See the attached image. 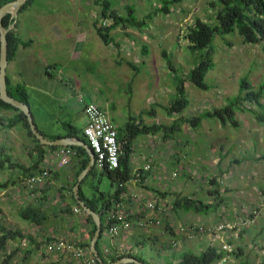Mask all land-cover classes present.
Listing matches in <instances>:
<instances>
[{
	"label": "crops",
	"instance_id": "crops-1",
	"mask_svg": "<svg viewBox=\"0 0 264 264\" xmlns=\"http://www.w3.org/2000/svg\"><path fill=\"white\" fill-rule=\"evenodd\" d=\"M98 8H89L81 5L65 8L28 4L17 15L11 14L14 19V25L10 29L13 30L14 36L21 42L18 43L15 53L8 60L6 66L8 87L12 91L15 90L17 85L25 87L26 103L29 105L36 127L49 139L67 136L70 128L77 129L81 133L86 124L83 108L87 102H94L102 108L112 123L113 120L117 119L121 126H114L117 130L120 129L121 133H123L128 120L133 117L136 118V121L140 120L145 124L157 123V103L152 106L139 107L137 104H132L124 99L123 102L118 96L120 92L117 78L122 77L131 83L134 82L133 78H136V88L139 83L141 85L144 83L140 67L145 63L146 55L148 54L143 52L144 46L147 45L146 35L148 34H143L140 31L141 38H137L134 37V29L136 27H122L119 25L109 32V35L113 37V41L103 42L98 34V28L100 25H107L111 21L110 19L102 22L95 20L94 14L97 12L102 13L103 6L100 10ZM145 27H148V24ZM140 43L141 47L138 46ZM138 49H140V52L135 55L134 51ZM127 71H129V74H127ZM76 97L79 103H83L79 107L78 102L70 103L71 98L75 99ZM250 114L253 116L252 113ZM16 115V110L0 107V145L6 148L14 163H19L31 169L35 166L38 148L33 138L27 134L20 123L8 124V120L16 117ZM170 117L172 118V116ZM211 119L213 118L203 119L195 129L196 132L201 133L200 136L205 137V140L197 136L192 141L195 146L193 147L192 145V148L190 147L192 154L196 157L197 165L206 170L210 165L219 164L230 153V149L227 148L226 151H220L218 157L214 154L211 156V153L203 154L201 149L204 146H202L201 141L204 140L205 147L209 148L207 145L210 137L209 133L212 129L210 125ZM212 122H214L212 124L218 123V127L228 126L229 124L226 123L224 125L217 119ZM49 136H55V138ZM135 138L130 145L128 162L132 177L124 184L119 201L125 210L131 212H136L143 207L147 200L153 198L168 201L172 207L174 197L171 198L172 196L165 192L168 188L166 183H162L160 180L162 177L159 172H166L172 164L182 167L180 159L182 153L177 148L181 147L180 143L173 145L175 148L172 152L166 153L164 151V154L161 155L155 150L151 151L149 144H144L145 141L138 144L134 143ZM222 139V146L225 147L228 138L225 136ZM255 139L252 137L251 145H247L248 149L251 147L250 154H248L247 150H244L239 154L240 156H237L238 158L228 157V164H235L240 172L238 185L236 188H231L230 192L236 191L237 199L242 201L251 198L248 201H243L245 205L252 204L254 201L261 205L264 201V184L252 180L245 181V179L249 180L251 176H244L247 173H253L252 177H254L255 173L250 168H258L255 162L260 159H257V157L264 155L261 150L254 148L257 144ZM258 141H262L261 136L258 137ZM41 145L44 147V158L43 161L33 168V171L38 169L45 160L55 161L57 158L56 154L61 149H52L44 144ZM142 146L144 149H141ZM168 154L171 160L168 159L166 161L165 157ZM161 157H164V159ZM209 157H212V159H209ZM76 159H73L68 166L62 169L53 170L52 175L46 181V185L42 187L41 191L37 192H29L25 187L19 185L21 180L25 178L21 167L15 165L12 168L3 169V171L9 173L10 179L19 180L14 184L19 190V197L16 202L18 204L17 208L33 206L41 211L43 216L41 220L43 222L42 224H37V227L38 229L43 226L46 228L42 232L43 236L41 235L43 241L47 235L57 233L55 237L60 236L57 226H53L55 224L58 225L59 223L56 222L60 220L66 222L65 229L62 228L64 226L60 227L64 238L77 241V243H85L89 240V224L85 220L83 212H74L73 208L77 202L70 198L69 190L71 188L73 193L75 176L80 165ZM252 160L254 164L247 166V163ZM146 163L150 164L148 172L142 169ZM259 165H261L260 162ZM219 170L225 176L228 169L219 168ZM175 171L176 169H172L171 172ZM113 190L114 187L110 184V188L104 192H113ZM84 194L92 197V194L89 195L85 192ZM230 194L232 193H228V195ZM223 195L225 196L224 201L226 202L227 200L226 205L229 210L224 212L221 205L220 208L218 207L214 210L216 211L215 218L210 213H203L205 215L201 217L200 213L196 218L190 219L192 221H180V217L176 215L178 211L175 214L173 209L170 211L169 217L174 225L190 223L205 226L217 225L213 223L218 220L243 218L238 211H235L237 209L234 208V204L230 203L232 198L230 197V199L226 193H223ZM261 207L264 209V206L261 205ZM230 208H233V213L230 212ZM219 209L221 210L220 212ZM242 211H245V209ZM223 213L226 215H223ZM258 216L256 215L255 219ZM224 232L225 230L214 234H198L192 239H187L180 232L169 233L163 227H151L145 230L134 225L130 230L114 236L112 240H109L104 234L99 240V244L103 248L105 244L110 243L112 249L115 250L114 252L125 253L126 255L127 253L137 254L146 260H151L152 258L147 259L144 257L142 250H154L157 254V257H155L157 264H172L176 261L173 258L174 254H179L188 249L198 253L209 245L221 248L224 243ZM236 233H238L237 230L234 237H236ZM34 237L37 238L36 236ZM171 239L177 241V244L172 245ZM189 240L192 242L190 245L186 244ZM166 242L168 247H165ZM89 245L88 247L90 248ZM59 255L63 256V254ZM53 256L51 258L52 261H55V264H67L65 262L66 256H58L57 258H55L57 254ZM227 257L229 261L231 257L228 255ZM71 264H78V262L73 260Z\"/></svg>",
	"mask_w": 264,
	"mask_h": 264
},
{
	"label": "rangeland",
	"instance_id": "rangeland-1",
	"mask_svg": "<svg viewBox=\"0 0 264 264\" xmlns=\"http://www.w3.org/2000/svg\"><path fill=\"white\" fill-rule=\"evenodd\" d=\"M105 1L111 4L110 12L111 10H115L116 13L120 15H127V6H132L134 8L133 15L136 16L137 19H143L148 24V27L134 29V37L141 38L140 31L143 34H148L146 35L148 45V50L146 51L148 54H145L146 61L140 67L144 83L143 85L139 83L136 88V78H133V83L124 80L122 77L117 78L120 92L118 93L119 98H121L123 102L125 100L132 104L135 103V105L137 104L139 107L152 106L154 103H157V124L163 123L172 125L174 122L178 123V126H176L178 130H174L175 132L172 133V135L176 134L175 136L163 139L161 133L155 135L140 134L135 138L134 143L138 144L145 141L144 144L148 143L151 151L155 150L161 155L164 154V151L166 153L172 152L175 148L173 145L175 143H180L181 147L177 148L179 152L182 153V158L180 157L182 167H178L177 164H172L168 167L166 172L163 170V172H159L162 177L160 180L162 183H166L168 188L165 192L170 194V196H172L171 198L175 196H188L192 199H201L204 203L215 204L218 199L214 198V195L210 192L211 189L215 188V185L210 183V179L213 177L216 179L219 185L218 188L222 194L226 193L229 198H232H230V203L234 204V208L237 209L235 211H238L243 219L248 217L253 218L254 215H259L256 219L254 216L255 221L247 226L240 228H224L225 235L223 233V241L224 243L231 244L233 249L235 248L237 250V247H241L242 249L240 258L231 255L228 264H238L239 260L242 258L246 259L249 264H262L264 261V209L261 205L256 203L257 201L245 205L243 201H248V199L250 200L251 198L242 201L241 199H237L238 195L236 191L230 192L231 188L237 187L240 172L235 164H228V157L238 158L237 156H240L239 154L244 150H247L248 154H250L251 147L248 149L247 145H251L250 142H252V137L254 139L256 138L255 141L257 142L254 148L264 153V120H258L247 111L236 112V125L228 124V126L218 127V123L212 124L214 123L212 121L215 119H211L210 125L212 129L209 133L210 137L207 145L209 148H206L204 145L205 143L203 141L205 137L200 136L201 133L196 132V128H192V126L184 120L192 118L204 111L213 110L214 108L227 104L229 99L237 94L239 82L242 78L246 79V88L249 87L250 89L251 87L252 90H258L259 86L264 83V42L244 43L236 31L226 34L223 38L216 36L213 42V67L205 75V81L209 85V88L202 90L193 86L192 83L185 78L187 72L196 62L194 53L188 48L189 42L186 33L188 31V26L191 25L196 18L211 23L214 21L215 10L210 5L211 0H180L172 3L169 6L168 12L157 10V8L161 7L162 0H31L29 5L37 4L38 6H57L65 8L81 5L89 8L99 7L98 9L100 10ZM148 13L152 15L151 18L145 17ZM94 15V19L97 21L100 20L102 22L104 20H109L104 19L102 13L97 12ZM138 46L141 47V43L138 44ZM163 51L166 52L165 56L162 53ZM138 52H140V49L134 51V54L136 55ZM167 55L170 58L171 66L167 64ZM127 74H129V71H127ZM179 77L185 79L184 88L188 104L181 113H175L172 115V118H169L164 108L168 106L170 100L176 93V84ZM260 100L264 105V92ZM77 102V97L75 99L71 98L70 100L71 104ZM81 104L83 103L78 102V107L81 106ZM248 105L258 112H264V106L259 107L252 102L248 103ZM113 123L115 126H121V123L117 119L113 120ZM79 125H81V123H79ZM197 136L200 139L204 138V140L201 141L202 146H204V148L201 149L203 154L211 153V156L214 154L218 157L220 151H226L228 148L230 149L229 155L226 153L228 157H225L217 165H210L207 170L198 166L195 160L196 157L192 154L190 149L193 145L192 141ZM225 136L228 138V141L225 147H223L222 138ZM259 136H261L262 141H258ZM194 146L195 144L193 147ZM141 149H144L143 146ZM168 156L169 154L165 157L166 161L168 159L171 160ZM161 158L164 159V157ZM209 159H212V157H209ZM257 159H260L258 162H255L258 168H250V170L255 173L254 177H252L253 173H247V175L244 176L248 177L250 175L251 178L249 180L245 179V181L252 180L264 184V155L257 157ZM259 162L261 165H259ZM252 164H254L253 160L249 161L247 166ZM219 168L228 169L225 176L220 172ZM172 169H176L178 172L177 176L172 175ZM10 178L8 172L0 170V181L10 180ZM96 178L89 176L83 182L82 188L85 193L90 195L94 192L92 185H96L101 191H107L110 188V180L106 175H102L99 181ZM18 192V188H16L12 182L9 183L6 189L0 190V230L2 227L19 230L23 234H28L30 238L32 236L34 241H30L28 238L9 239L5 247L0 248V264H55V261H52L51 258L54 254L42 253L40 248L41 245L46 242L48 236L49 240H53L57 233L47 235L46 239L43 241L41 235L43 236L42 232L46 228L43 226L38 229L37 224L34 225V223L27 222L19 216L18 204L16 203L19 197ZM228 193L232 194L228 195ZM226 203L227 200L226 202L220 201L219 203V208L222 205L224 212L229 210ZM232 209L233 208H230L231 213L234 212ZM243 209H245V211H242ZM220 211L219 209V212ZM254 211L255 213H253ZM243 212L245 213L243 214ZM207 213H210L213 218L216 216V211L214 210H210ZM205 214L201 213L200 215L199 212L193 210L185 212L179 209L176 215L180 217V221H192L190 219H194L199 215L204 217ZM223 215L226 214L223 213ZM237 219L238 218H236V220ZM230 221L235 220H218L213 224ZM56 223L59 224L53 226H57L59 235L63 236L62 228L65 229L66 222L60 220ZM236 230L238 233H236V237H234ZM88 239L91 238L88 236ZM187 243L190 245L192 242L189 240L186 244ZM166 244L168 243H165V247H168ZM142 255L147 259L152 258L148 261L152 264H157L155 259L157 254L154 250L143 249ZM58 256H66L65 262L67 264H71L73 260L76 261L75 259H70L68 255H57L55 258ZM76 262H78V264H83L78 260Z\"/></svg>",
	"mask_w": 264,
	"mask_h": 264
},
{
	"label": "trees",
	"instance_id": "trees-1",
	"mask_svg": "<svg viewBox=\"0 0 264 264\" xmlns=\"http://www.w3.org/2000/svg\"><path fill=\"white\" fill-rule=\"evenodd\" d=\"M12 0H0V6L6 2ZM180 0H162V4L160 8H157L158 11L161 12H168L169 6L172 3L178 2ZM31 0H27L25 4L21 6L19 11L23 10ZM210 5L215 10L214 12V21L208 22L204 21L200 18L194 19L191 25L188 26V31L186 33V37L188 39L189 45L188 48L194 53V57L196 59L195 65L187 72L185 75L186 80L192 83L193 86L198 87L202 90H206L209 88V85L205 81L206 73L213 67V53H214V46L213 42L216 36L219 38H223L226 34L230 32L236 31L238 35L241 37L244 43H259L264 42V0H211ZM111 4L108 1L103 3L102 8V17L104 19H110V23L107 25H100L98 28V34L103 40V42L108 43L113 41V37L109 35V32L116 28L117 26L121 25L122 27L125 26H132L136 28H141L147 26V22L143 19H137L136 16L133 15L134 8L132 6H127V15H120L117 14L115 10H111ZM146 18H151V14H147ZM13 17L11 13H6L2 17V24L5 27H8L13 22ZM21 41L14 36L13 30L10 29L7 32V56L8 60L12 58L13 54L15 53L18 43ZM148 46L145 45L143 48V52H147ZM163 55H166V52H162ZM166 61L169 66L170 58L168 55L166 56ZM184 81L183 77H179L176 84V93L174 97L170 100L168 106H165V110L168 116H172L175 113H181L184 107L188 104V100L185 96V88H184ZM7 83V90L8 93L15 99L20 100L22 102H27L26 96V89L24 86L17 85L15 90H9L8 87V78L6 77ZM247 82L245 78H242L239 82L238 92L232 98L229 99L228 103L220 106L218 108H214L213 110L204 111L192 118L186 119V123H189L192 128H197L201 121L205 118H213L220 121L222 124L229 123L231 125H236V118L235 114L237 111H248L253 114L258 120H264V112L254 110L252 107L248 105V103H254L259 107H263L264 105L261 102V97L264 92V83H262L258 90H252L249 87L246 88ZM0 107L11 108L17 111L16 117L9 119L8 124L14 125L20 123L24 129L26 130L27 134L33 138L36 143L37 150V159L34 163L37 166L44 158V151L43 146L39 142V140L34 136L32 133L29 122L26 118V115L20 111L15 106L3 101L0 99ZM136 118L133 117L125 125L123 133L120 132V129L117 130L118 137L121 139H127V143L124 146V153L119 158V165L114 170H110L107 167L98 168L97 165H93V167L89 170L85 178L81 181L79 185V195L85 201V203L97 212L101 217V232L99 238L96 242V248L99 251L100 256L102 257L104 263L97 264H110L123 256H126L125 253H116L114 250L111 249L108 254L104 253L100 244L99 240L104 235L106 230L107 224L105 222V213L107 209H109L114 202L119 201V196L122 190L124 189V184L132 177L130 173V168L128 165L129 162V153H130V145L132 140L140 134H151L155 135L157 133H161L163 139L172 136L174 130H178L177 122L172 123V125L167 124H145L142 121H136ZM66 127V126H65ZM70 127V126H68ZM181 130V129H180ZM45 135V134H44ZM46 136V135H45ZM67 136H75L79 137L83 140H86L83 132L79 133V130L70 128L67 132ZM51 138H55V136H49ZM57 137V136H56ZM49 148H61L67 147L75 150L77 154V161L80 163L79 168L76 172L75 181L77 175L87 166L89 163L90 157L88 152L82 146H55V145H46ZM21 167L23 170V174L25 177L31 175L34 171L33 168L29 169L24 167L19 163H14L11 159V155L7 152L6 148L0 145V170L5 168H12L14 166ZM148 172V170H147ZM102 175H106L109 180L110 184L114 187L113 192H104L97 188L96 185H92L94 188V192L92 193V197H88L82 191V184L83 182L89 177H94L98 181L101 179ZM19 181L18 179H10L6 181H0V190L6 189L9 183L16 184ZM210 183L215 185L214 189H211L210 192L214 195V198H217L218 201L213 203H204L201 199H192L188 196L182 197H174L172 202V208L174 213L178 211V209H183L185 211L193 210L199 213H207L210 210H216L219 207L220 201L223 202L225 200V196L218 188V184L215 178L210 179ZM70 198L75 201L73 196L72 190L70 188ZM76 205L80 208V206L76 203ZM81 209V208H80ZM142 208H139L141 211ZM83 216L87 223L89 224L88 229V236L89 238L92 237L93 232L95 231V223L92 217L89 214H86L82 209ZM19 216L30 223L34 224H42L41 218L42 213L37 207L33 206H25L19 208L18 210ZM140 213H136L131 216V219L134 217H139ZM165 229L169 231V233H174L172 227L169 226L168 221L164 219ZM0 233V248H4L7 241L9 239H17V238H28L30 241H34V239L30 238L28 234H23L19 230H12L11 228H1ZM49 240V238H47ZM46 240V241H47ZM90 240V239H89ZM89 240L85 243L81 242L82 246L89 248ZM242 252L241 247H237V250L232 248L231 251H227L222 248H218L216 246L209 245L198 253L188 249L182 251L179 254H174L173 258L176 261L172 264H215L217 261L222 259L223 257H231L234 255L239 257ZM10 255V254H9ZM129 256H134L139 260L143 261L146 264H151L148 260L143 258L140 255L127 253ZM228 258V257H227ZM5 262V261H4ZM126 264H135V263H126ZM224 264H228V260L224 262ZM238 264H249L246 259H240ZM264 264V261L262 262Z\"/></svg>",
	"mask_w": 264,
	"mask_h": 264
},
{
	"label": "built area",
	"instance_id": "built-area-1",
	"mask_svg": "<svg viewBox=\"0 0 264 264\" xmlns=\"http://www.w3.org/2000/svg\"><path fill=\"white\" fill-rule=\"evenodd\" d=\"M83 111L86 116V124L82 132L94 153V164L97 165L98 168L107 167L110 170H114L119 165V158L124 153L123 148L127 143V139H120L118 137L117 129L107 113L96 103H85ZM56 156L57 158L55 161L45 160L31 175L23 178L19 185L25 187L29 192L41 191L42 187L46 185L48 178L52 175L53 170L66 167L73 159L77 158L75 150L67 147H61ZM142 169L145 171L149 170L150 164H144ZM172 175L177 176V171L172 172ZM261 205L264 206V201ZM171 208V204L168 201L153 198L147 200L143 204L141 211L138 209L136 212H131L125 210L120 201H115L105 213L107 227L104 234L109 240H112L114 236L130 230L134 225L145 230L151 227L165 228L164 219H166L173 231L180 232L184 238L192 239L198 234H214L224 228H240L247 226L254 220L255 216L254 215L253 218H240L235 221L222 222L212 226L190 223L174 225L169 217ZM73 210L74 212H81V209L77 205L74 206ZM136 213H140V216L131 219V216ZM253 213H255V211ZM54 238L55 239L46 241L41 245L40 249L42 253L63 254L83 264H97V260L90 252L89 248L80 245L77 241L68 240L63 236H54ZM170 242L172 245L177 244V241L172 239ZM221 248L231 251L232 245L223 243ZM111 249L110 243L105 244L102 248L103 252L106 254H108ZM226 260L227 257H223L215 264H224Z\"/></svg>",
	"mask_w": 264,
	"mask_h": 264
},
{
	"label": "water",
	"instance_id": "water-1",
	"mask_svg": "<svg viewBox=\"0 0 264 264\" xmlns=\"http://www.w3.org/2000/svg\"><path fill=\"white\" fill-rule=\"evenodd\" d=\"M27 0H12L9 2L4 3L0 6V99L15 106L20 111H22L29 122L30 129L34 136L39 140L41 144L44 145H55V146H68V145H74V146H82L85 148V150L88 152L90 160L87 166L78 174L76 182L73 186V195L80 206V208L86 213L89 214L94 223H95V231L93 232V235L90 240V252H92L93 256L96 258V260L99 263H104L102 257L99 254V251L96 248V242L99 238L100 232H101V217L100 215L95 212L93 209H91L85 201L80 197L79 195V185L81 181L85 178L89 170L93 167L95 162V156L88 145V143L78 137L75 136H63L58 137L55 139H49L45 137L36 127V124L33 120L29 105L26 102H22L20 100H17L13 98L7 90V83H6V66L8 63V56H7V32L10 28L13 27V22L8 26L5 27L2 24V17L6 13H11L13 15H17L19 12V9L23 4L26 3ZM126 263H135V264H146L143 261L139 260L138 258L134 256H123L113 262H110V264H126Z\"/></svg>",
	"mask_w": 264,
	"mask_h": 264
}]
</instances>
